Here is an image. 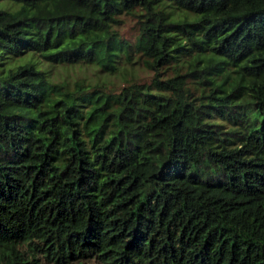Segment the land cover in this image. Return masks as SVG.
I'll return each mask as SVG.
<instances>
[{
    "label": "trees",
    "instance_id": "trees-1",
    "mask_svg": "<svg viewBox=\"0 0 264 264\" xmlns=\"http://www.w3.org/2000/svg\"><path fill=\"white\" fill-rule=\"evenodd\" d=\"M0 264H264V0H0Z\"/></svg>",
    "mask_w": 264,
    "mask_h": 264
},
{
    "label": "rangeland",
    "instance_id": "rangeland-1",
    "mask_svg": "<svg viewBox=\"0 0 264 264\" xmlns=\"http://www.w3.org/2000/svg\"><path fill=\"white\" fill-rule=\"evenodd\" d=\"M4 4H6V3H4ZM125 27H127V25ZM129 38H132V36H129ZM9 60H11V59H9ZM133 67L135 69V72L139 75L140 78H142V79L148 78V73L147 72L145 73L144 71L142 72L141 69H138L137 64H134ZM44 68H46V66ZM52 69H53L52 73L55 76L58 75V76L62 77V75L63 76L67 75L68 78H74V77H77L80 75H85L89 79L94 78V73H93L94 70L92 69V67L85 66V65H81V66H57V65H55V66H53ZM111 80L116 81L114 79V77H112ZM215 118H217V120L220 122H225L221 118H218V117H215Z\"/></svg>",
    "mask_w": 264,
    "mask_h": 264
}]
</instances>
